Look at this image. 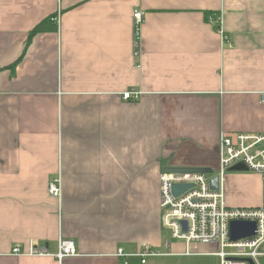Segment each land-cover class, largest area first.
Here are the masks:
<instances>
[{
	"label": "crops",
	"instance_id": "0c3cea01",
	"mask_svg": "<svg viewBox=\"0 0 264 264\" xmlns=\"http://www.w3.org/2000/svg\"><path fill=\"white\" fill-rule=\"evenodd\" d=\"M263 95L264 0H0V264H221L164 228L160 179L264 134ZM225 196L260 207V175L229 174ZM61 240L78 255L59 262ZM31 243L48 255L13 253Z\"/></svg>",
	"mask_w": 264,
	"mask_h": 264
},
{
	"label": "built area",
	"instance_id": "2783aa9c",
	"mask_svg": "<svg viewBox=\"0 0 264 264\" xmlns=\"http://www.w3.org/2000/svg\"><path fill=\"white\" fill-rule=\"evenodd\" d=\"M54 21L60 25V19ZM145 21L142 11H135L134 24L136 47H140V33ZM210 23L216 25L222 35L221 20L210 18ZM140 92H127L126 101H136ZM264 103V95L262 96ZM245 164L249 172L257 173L262 182V205L257 208H231L225 196L226 173L238 164ZM219 178V190H213L211 181ZM175 185H189L190 188L179 196L173 194ZM163 226L171 232L172 239L183 241L187 246L192 243L218 244L217 256L221 264H264V134H238L236 137H221L219 150V167L212 174H164L160 179ZM53 198L62 197V179L54 180L49 185ZM233 222H254L257 229L255 235L236 242L231 241V224ZM186 224V229L184 227ZM227 249H230L227 252ZM15 255L47 256L45 249L30 244L27 252L20 247L13 250ZM189 254V253H188ZM75 243L71 240H61L56 259L62 262L69 257L77 256ZM161 256L159 252L145 249L138 254H128L119 249L116 257L128 261L131 257H139L142 264L146 258ZM127 264V263H126Z\"/></svg>",
	"mask_w": 264,
	"mask_h": 264
},
{
	"label": "water",
	"instance_id": "95a60500",
	"mask_svg": "<svg viewBox=\"0 0 264 264\" xmlns=\"http://www.w3.org/2000/svg\"><path fill=\"white\" fill-rule=\"evenodd\" d=\"M231 173H247L249 169L243 163L238 164L229 170ZM164 174H212L213 170L207 167H167L163 170ZM213 190H219V178L211 181ZM190 188L189 185H175L173 187V194L177 197ZM186 229V224H184ZM257 226L254 222H233L231 224V241L236 242L255 235ZM254 264L252 261H249Z\"/></svg>",
	"mask_w": 264,
	"mask_h": 264
},
{
	"label": "rangeland",
	"instance_id": "374dc122",
	"mask_svg": "<svg viewBox=\"0 0 264 264\" xmlns=\"http://www.w3.org/2000/svg\"><path fill=\"white\" fill-rule=\"evenodd\" d=\"M247 173H250V172H247ZM247 173H246V174H247ZM252 173H253V172H252ZM229 174H231V172L228 171V172L226 173V176H225V184H226L227 176H228ZM224 190H225V185H224ZM229 251H230V249H227V252H229Z\"/></svg>",
	"mask_w": 264,
	"mask_h": 264
}]
</instances>
